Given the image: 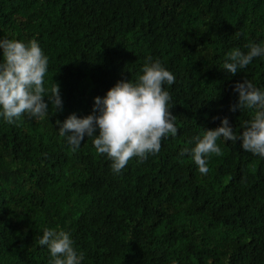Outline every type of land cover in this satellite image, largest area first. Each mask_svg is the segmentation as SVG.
I'll return each instance as SVG.
<instances>
[{
	"label": "trees",
	"instance_id": "1",
	"mask_svg": "<svg viewBox=\"0 0 264 264\" xmlns=\"http://www.w3.org/2000/svg\"><path fill=\"white\" fill-rule=\"evenodd\" d=\"M3 38L37 40L44 87L59 84L63 108L0 117V264H50L37 243L45 228L68 232L81 264H264V158L220 138L202 175L179 155L222 118L237 135L251 119L230 110L233 86L264 90V56L234 76L223 64L234 48L264 45V0H0ZM147 56L175 76L165 89L177 135L118 174L91 137L72 152L57 121L91 114Z\"/></svg>",
	"mask_w": 264,
	"mask_h": 264
},
{
	"label": "clouds",
	"instance_id": "2",
	"mask_svg": "<svg viewBox=\"0 0 264 264\" xmlns=\"http://www.w3.org/2000/svg\"><path fill=\"white\" fill-rule=\"evenodd\" d=\"M245 47L246 53L234 48L227 54L223 69L233 76L254 58L264 56L262 44L249 43ZM0 50V117L14 124L25 115L45 118L49 104L54 112L62 110L59 84L55 82L47 92L44 87L48 57L37 40L25 43L3 38ZM141 72L135 81H118L104 97H95L91 114L83 118L71 114L62 123L57 121L59 134L66 137L72 152L77 151L85 136L91 137L97 154L106 156L112 171L118 174L131 159L145 160L160 151L163 139L177 135L176 115L169 107L172 97L165 89V85L174 84L175 76L159 60L153 62L151 56L146 57ZM233 90L238 100L230 110L249 109L253 113L242 125L243 131L237 135L224 117L217 128L193 137L189 141L195 142L193 148L186 147L179 153L190 154L202 175L209 171L207 158L223 154L217 144L220 138L240 141L242 150L264 158V90L246 78L235 83ZM37 243L47 246L50 264H81L84 259V253H78L66 231L45 228Z\"/></svg>",
	"mask_w": 264,
	"mask_h": 264
}]
</instances>
